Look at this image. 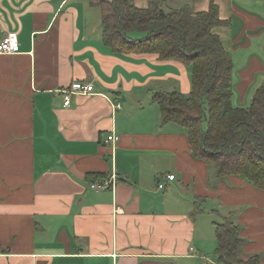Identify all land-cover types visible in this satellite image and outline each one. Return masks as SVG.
<instances>
[{
    "label": "crops",
    "instance_id": "0c3cea01",
    "mask_svg": "<svg viewBox=\"0 0 264 264\" xmlns=\"http://www.w3.org/2000/svg\"><path fill=\"white\" fill-rule=\"evenodd\" d=\"M131 1L166 12L216 5L234 103L250 104L264 80V0ZM101 27L90 0H0V41L19 39L16 53L0 52V264H220L215 214L233 216L242 257L264 264V191L220 178L184 127L161 123L154 95L191 92V67L115 51ZM75 81L95 92L67 106L62 90ZM105 179L114 185L92 187Z\"/></svg>",
    "mask_w": 264,
    "mask_h": 264
},
{
    "label": "trees",
    "instance_id": "16d2710c",
    "mask_svg": "<svg viewBox=\"0 0 264 264\" xmlns=\"http://www.w3.org/2000/svg\"><path fill=\"white\" fill-rule=\"evenodd\" d=\"M90 2L100 6L103 40L115 51L154 53L191 67V92L154 95L161 123L184 127L195 156L214 164L220 178L237 175L264 191V80L248 106L234 103L235 63L214 32L224 24L218 7L166 12L156 3L139 8L131 0ZM214 224L220 264H261L260 254L242 257L244 239L232 215Z\"/></svg>",
    "mask_w": 264,
    "mask_h": 264
},
{
    "label": "built area",
    "instance_id": "2783aa9c",
    "mask_svg": "<svg viewBox=\"0 0 264 264\" xmlns=\"http://www.w3.org/2000/svg\"><path fill=\"white\" fill-rule=\"evenodd\" d=\"M19 39L16 34H8L0 41V52L1 53H16L18 50ZM95 92V86L92 82L85 81H75L68 88L62 90L65 99V105L69 106L71 104L72 95H88ZM117 107H121L120 103L117 104ZM119 136L116 134L109 135L107 141H117ZM115 177V176H113ZM170 180L175 179V175H168ZM114 180L105 179L100 183H92V187L95 189H105L109 186L114 185ZM160 187H163V184H160Z\"/></svg>",
    "mask_w": 264,
    "mask_h": 264
},
{
    "label": "rangeland",
    "instance_id": "374dc122",
    "mask_svg": "<svg viewBox=\"0 0 264 264\" xmlns=\"http://www.w3.org/2000/svg\"><path fill=\"white\" fill-rule=\"evenodd\" d=\"M205 125H206V123H205ZM211 201V200H210ZM201 206H203V208H205V207H207L208 209L211 207V204H207V203H205V202H203L202 201V204H201ZM222 211L223 212H227V209H222ZM211 215V216H210ZM212 215L213 214H209V213H206L205 215H200V220H199V228H201L206 222H209L210 221V218L212 217ZM215 216V218H216V222H219V221H221L222 220V217H221V215H218V214H215L214 215ZM203 225H202V224ZM215 263H217V261L215 262Z\"/></svg>",
    "mask_w": 264,
    "mask_h": 264
}]
</instances>
